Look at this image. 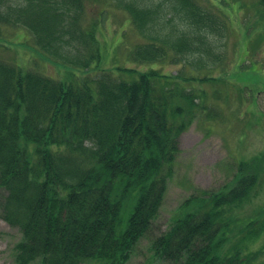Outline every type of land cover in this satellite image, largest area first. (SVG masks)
Segmentation results:
<instances>
[{"label": "trees", "instance_id": "obj_1", "mask_svg": "<svg viewBox=\"0 0 264 264\" xmlns=\"http://www.w3.org/2000/svg\"><path fill=\"white\" fill-rule=\"evenodd\" d=\"M94 4L0 0V41L4 28L22 29L40 60L66 67L57 78L0 57V207L21 232L16 264H127L159 217L180 135L197 118H220L213 98L260 67L226 56L234 28L211 0H119L146 39L130 53L150 67L108 69ZM166 62L181 69L161 70ZM262 157L242 159L218 189L195 186L151 242L154 258L264 264V246L251 248L264 216L242 214Z\"/></svg>", "mask_w": 264, "mask_h": 264}, {"label": "rangeland", "instance_id": "obj_2", "mask_svg": "<svg viewBox=\"0 0 264 264\" xmlns=\"http://www.w3.org/2000/svg\"><path fill=\"white\" fill-rule=\"evenodd\" d=\"M211 1L227 13L234 28L228 40V50H225L226 56L234 59L247 54L248 60L245 65L257 62L260 67L252 72L235 74L236 76L240 74L242 86L231 87L229 94L224 89V94L220 95L217 101V98H213V103L222 112L220 118L217 116L197 118L180 135L181 152L176 172L169 182L159 217L148 234L137 244L127 264H168L154 258L150 244L155 237L169 229L176 208L194 192V187L218 189L239 173L242 159H252L257 154L264 155V10L259 0ZM118 4L119 0H96V4L93 5L98 9V14L103 9L106 19L98 33L104 49L102 65L108 69H115L116 66L147 69L150 65L138 64L130 53L137 44L143 43L146 39L135 28L130 13ZM94 12L97 13V10ZM2 36L4 39L0 41V57L15 60L22 67L34 68L45 74L63 78L66 67L40 60L37 52L26 42L28 36H25V31L4 28ZM180 69L179 64L169 62L163 63L161 68L172 73ZM222 86L226 84L223 83ZM215 87L217 86L207 84L210 91ZM262 160L264 167V157L259 163ZM254 190L256 194L253 196ZM242 214L243 216L256 214L263 218L264 170L261 182L252 190L250 200L245 204ZM20 238L21 232L2 217L0 207V264H16L14 245ZM263 246L264 232L251 248L255 251ZM263 258L264 252L260 256L261 260Z\"/></svg>", "mask_w": 264, "mask_h": 264}]
</instances>
